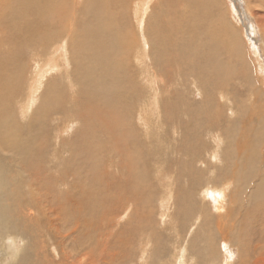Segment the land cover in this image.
Wrapping results in <instances>:
<instances>
[{"label": "rangeland", "instance_id": "rangeland-1", "mask_svg": "<svg viewBox=\"0 0 264 264\" xmlns=\"http://www.w3.org/2000/svg\"><path fill=\"white\" fill-rule=\"evenodd\" d=\"M26 1L30 4L29 0ZM43 1L45 4H52L51 0ZM69 1L70 0H63L64 4H68ZM76 2H79L83 7H87V10L82 16L78 12L79 23L74 31H70V26H64L60 34V43L49 45L50 47H48L50 49L47 47L45 52L42 53L38 42L36 47L24 49L21 57L15 58L13 61V67L22 66L24 68L20 82L22 80L24 81L19 84L22 87V95L17 97L18 95H15L14 92L5 88V78H7L10 73H8V68H3L4 63L7 64V62L13 60V58H10L12 56L11 46L9 45L10 41H8L10 38L6 34L8 29L6 27V22L2 18L4 9L11 4V1L7 0V3H3V0H0V71L2 72H0V78H3V80H0V119H9L12 124H23L24 121H28L26 118L31 114L36 115V113H39V108L42 107L41 103L44 102V107L51 105L53 101L50 98V93H46L44 90L48 85H52L50 82H62L69 90L76 87L79 89L84 88L86 89V97L95 96L91 93L93 89L86 88L85 85L92 83L93 80L91 77L89 78L85 75L83 79V75L78 72L77 75L74 74L73 79H71L68 78V73L71 72V69L76 70L81 67L85 69L87 64L89 67L88 72L95 76L101 74V65H92L87 61L91 52L94 51L95 46L100 45V42L97 41L96 44H86L83 41L88 35H98L99 30L102 28V26L100 28L98 25L102 22L106 25L107 31L118 30V36H121L120 38H128V45L129 39L134 38L135 43L131 46H133L134 50L138 49L142 51L144 55V59L141 60V63L140 61L138 62L139 70L141 69L143 71V76L138 74L134 88L132 89V93L138 97L137 102L140 103L138 107L134 109L136 103L129 100L134 103L133 107L122 109L117 106L113 99L115 103L112 101L113 103L111 105L113 109L109 112V116H102L103 118L100 120L101 118L99 115L93 114L97 120V124L99 120L106 123L108 121V124H110L109 122L112 124L116 122V125L119 127L117 132H120L122 137L125 136L130 138L133 143L137 141V146L141 151L134 146L129 150L130 152H124L123 154L128 155L135 163H138L136 164L137 166L133 165V161L129 158H123L125 155H123L122 158L118 157L115 164L117 165L119 163L125 167L122 173L113 172L111 170V165L103 166L101 164H96L97 158L95 152L97 149H100L98 158L101 156L107 157V152L110 150H116L117 152L118 150L111 141H108L109 137H106V134L99 140H95L94 135L88 131L93 126L92 122L89 128L88 124H83L81 119L71 116L73 115L72 112L78 113L85 108L82 104L81 108H78V100L72 99L69 96L71 93H67L68 102L59 98L58 103H68L70 106L69 110L61 115L63 119L57 123L59 134L68 142L67 146L69 145L67 149H63L65 160L68 162L72 160L67 164L72 163L69 165V167L72 168L74 166L73 163L85 156L79 149L80 152L78 153V151H76L77 153H75L72 158H69V153L67 152L73 140L81 135V131L83 130L90 138L89 155L95 157L91 159L93 168L86 167L84 169H87L88 172L90 170H95L96 177L99 176V179L107 180V183H111L114 188L113 196L108 202L106 201L102 204L100 206L101 208L99 207L94 211L95 215L84 212L77 216H73L69 209L59 210L58 205V199L61 198V195L63 196V193L66 192L68 195L71 194L69 188L62 187L58 190L55 184H52L50 181H45V177L40 171V168L36 167L38 165L37 163H29L22 158L20 161L13 152L11 153L12 158L9 154L6 159L0 154V264H91V262L92 264H220L225 252L232 258L230 264H235L239 257L236 250L231 252L227 248L224 249L220 246L217 248L216 243L215 247L207 243L205 245L207 249L213 248L215 251L214 254H210L206 249H201L205 242L201 243L198 240L195 245L192 243L195 233L204 225L205 217L200 214L201 220L198 224V220L194 218L199 213L196 211L192 212L188 205L191 204V201L199 204L201 197L206 199V201H212L213 199L209 193L202 192V187L207 182L208 169L205 165H200L199 163L209 160L207 152H209L210 149L212 152L216 153L213 146H217L218 141L213 143L212 137L206 139L204 135V140L201 144L191 143L190 141L192 138L184 137L183 131L178 126L177 119H183L187 122L188 118L184 113H193L194 116L200 117L201 112L205 110L206 114L213 115V119H211L212 125H216V120L218 119L217 123L220 127L224 128L232 124L231 129L234 130L233 133L236 131L240 132L243 128L245 134L247 133L245 140H250V143L253 145L251 153L253 154L255 152L253 154L254 158H256L255 160L262 163L264 162V0H211L215 13L213 20L216 22V27L227 34V38H224V43L232 48V51L226 48L217 51L218 57L223 63L222 71H224H221L218 76V90L213 89L207 81L203 84H199L190 74L183 75L178 67H174L175 71L173 77H169L166 73L169 66L161 58L159 61L160 68L157 69L156 74L152 73L149 61V47L145 38L149 35L150 38L158 39L160 36L157 29L159 27L158 24L162 23L164 20V17L161 16L163 13L161 9L162 0H77ZM30 12L29 15L32 16L34 13ZM159 12H161V14ZM48 15L51 16L47 17H52L51 13H48ZM54 19L57 20L56 18ZM46 20L51 21L48 18H46ZM82 24H86L87 29L86 25L84 26ZM95 26H98L96 27L98 28L97 31H93V29H96ZM35 35L37 36L36 33L33 36L36 37ZM191 35L192 32L188 30L184 36L189 37ZM116 40V37H112L109 41H106V44H116ZM54 45L58 47V51L54 50ZM60 47L62 48L59 49ZM61 50H63L64 53H60ZM117 50L123 53L125 51L124 45L119 44ZM53 54L57 56L54 55V57H52ZM83 56H87L86 59H84ZM145 56H147L148 59L145 58ZM116 59L123 62L124 58L122 56H115L111 60L113 64V70L111 71H113L114 76H116V69L118 68L115 66ZM73 63H76V67ZM51 64H54V67L57 65V68L49 66ZM189 68L187 71L190 72ZM45 69L49 71V73L44 74ZM65 69L67 71H65ZM37 73H39V75H37ZM136 74L137 73L132 72L131 75L135 77ZM40 76L43 81L39 78ZM48 82L50 84H48ZM79 82L82 84L80 85ZM76 83L79 84L76 85ZM104 85L112 90H116L121 86V84L111 81H108ZM198 85L203 88L205 96L209 97L208 100L210 102L209 104L206 103L202 109L198 106L194 107L192 104L193 100L198 102L203 100L200 97L201 95L199 96L201 92L198 91ZM28 86L30 89L29 91L27 89ZM57 87L58 90L56 89V91L60 93L61 88L60 86ZM42 91L44 94L46 93V97ZM221 92H223L224 95H222ZM161 93L164 94V96ZM8 96L16 97L13 102L6 103L8 105L7 108L6 106L2 107L3 105L1 104L6 101V97ZM40 96L45 98L49 97V99L47 98V101V99H43ZM85 96L82 98L83 102L86 101ZM119 96L125 99L118 91L112 94L113 98ZM153 97L158 98L161 105V111L157 113V115L154 112L153 103L151 101L148 102L149 98ZM225 97H227V101H225ZM177 98H179V100ZM29 100L30 102H28ZM106 102L109 104L111 102L110 98H107ZM176 102L181 104V107L178 109L182 118L179 117L178 112L175 110ZM229 105L234 109H228ZM87 107H90L89 104ZM121 107H123V104ZM34 108H38L37 111ZM92 109L93 108L90 107L87 111H91ZM140 109H142V112H140ZM34 111H36V113ZM219 113L224 116L222 119L219 118ZM119 115L124 116L122 117ZM233 117L237 118L233 120ZM123 122L124 124H121ZM196 122L197 121H195V123ZM212 125H210V127ZM63 129L65 130L63 131ZM211 130L213 134L218 133L217 136L220 137V141L225 140L220 136V132L217 128L211 127ZM10 136L12 139L19 141L15 135L13 136L10 134ZM72 138L74 139L72 140ZM176 146L179 147L177 148ZM230 149L234 150V147ZM230 149L227 150L229 151ZM176 151L179 152V154ZM259 155L260 160L258 157ZM8 158L10 159L8 160ZM99 160H101V158ZM217 160L216 156L213 157L212 155V164L217 163ZM193 164H199V168H195L194 166L195 170H193V168H191ZM108 167H110V169ZM84 169L82 173L83 175H87L88 172ZM105 169L107 170L105 171ZM6 171L7 174L2 176L1 173ZM99 172H102L101 178V174L98 175ZM139 173L140 176L138 175ZM143 174L145 176L148 174V176L145 178ZM137 175L142 178L140 179ZM23 176L27 177L24 178ZM114 176L115 178H113ZM104 177L106 178L103 179ZM170 180L172 183H170ZM124 181H128L130 188L125 189L126 192H124V190L118 191L121 183H125ZM51 186L53 192L50 190ZM128 190L130 192H128ZM237 191L239 192V189H237ZM78 192L79 193H74L77 197L82 192V189ZM216 194H218V192H216ZM49 198L53 199L51 200ZM216 198L218 200L217 196ZM242 198L243 197L239 194L233 197V201L236 202L234 208H237L234 209L236 210L235 216L240 214L241 207L238 208V206L243 202L245 205L244 208L250 211V215L248 219L246 218L243 227L244 232L247 233L249 237L260 238L264 235V230L262 232L260 226V224L264 222V209L259 205L258 209H256L254 203L251 204L254 208L251 207V205L248 206L250 201H243ZM121 199L127 204L125 203L124 205V202H120ZM128 199L130 202H127ZM67 204L74 205L69 201ZM261 204L264 205V200L260 201V205ZM107 205H109V207ZM104 207L107 209L105 210ZM99 210L100 212H98ZM67 212L69 214L68 216ZM183 213L189 215L183 218L182 221H179V217ZM229 220H231V218H229ZM94 222H96V224ZM181 222L186 225L191 222L192 224H190V227H187L188 229L186 232L183 233L179 231L181 236L178 237L176 228L181 226ZM239 228L241 229V227ZM178 230H180V228ZM71 232H75L74 235L71 234ZM205 233H209L208 238H210L211 227L207 231L205 228L200 231L201 235ZM72 239L76 241L72 243ZM200 241L202 240L200 239ZM218 241H220V238H218ZM188 246L192 249L191 253H188ZM72 253L75 258L72 257ZM94 260L95 262H93Z\"/></svg>", "mask_w": 264, "mask_h": 264}, {"label": "bare ground", "instance_id": "bare-ground-1", "mask_svg": "<svg viewBox=\"0 0 264 264\" xmlns=\"http://www.w3.org/2000/svg\"><path fill=\"white\" fill-rule=\"evenodd\" d=\"M10 1H11V4L9 3L10 5H8V7H6L4 9L3 16L2 15L1 16L4 19V21L6 22V27L9 30V32L7 30L6 34L10 38V39H8V41H10L9 45L11 46V51H12L11 54L13 56L12 57L10 54V56H11L10 58H13V60H11L9 62L6 61L7 64L4 63L3 68H5V69L8 68V73H10L8 75V77L5 78V82H6L5 88L10 90L11 92H14V94L18 95L17 97H19L20 95H22V87L19 84L22 81H24V80H22L20 82L21 76L24 72V70H23L24 68L22 66L16 67L15 65H14L15 67H13L12 64H13V61L15 60V58H20L24 49H26V48L31 49L34 46L36 47V44L38 42H39V45L41 47L42 53L45 52L46 48L49 45H51L53 43H57V44L60 43V40H61L60 34H61V31L64 28V26H70L71 27L70 31H74L75 27L79 23L78 12L82 16V14H84L86 12L87 7L81 6L79 2H76L77 0H70L68 2V4H64L63 0H58V1L57 0L56 1L51 0L52 4H45L43 0H42V3H41V0H29L30 4L26 0H10ZM163 1H165V2H163ZM3 3H7V0H3ZM112 9H114V8H112ZM151 9H152V7H151ZM161 9L163 11L161 16L164 17V20L162 23H160L161 25L158 24L159 27L157 30H158V33H160V36L158 37V39L150 38L149 35L146 36V38H145L146 43L148 42L147 45L149 47V61H150V68H151L152 73H154V74L157 73V69L160 68L159 67V61L161 58L169 66V69L166 72L169 77H171V78L173 77V74L175 71L174 67H178L180 72H182L183 75L190 74L196 80V82L199 84H203L204 82L207 81L208 83H210V85L213 87V89L218 90V88H219L217 85V83L219 82L218 76L221 73V71L223 70V63L220 61L218 54H217V51L224 50L225 48L229 51L230 50L232 51V48L229 45H227L226 43H224V38H227V34L224 31H222L216 27V22H214V20H213V16L215 15V13L213 11L214 8H213L211 0H162V8ZM30 10L32 13H34V14H32V16L29 15ZM95 12H96V10H95ZM48 13L49 14L51 13L53 18L47 17V16H51V15H48ZM159 13L161 14V12H159ZM33 15H34V17H33ZM94 17H95V15H94ZM94 17H93V19H94ZM46 18L50 19L51 21H49V20L47 21ZM54 18H56L58 20V22ZM262 18H263V16H262ZM151 21H155V20H151ZM82 22H84V21H82ZM82 22H80V23H82ZM101 23H99V25H98L100 28L102 26V28L98 32V35H96V36L88 35L85 38V40L83 41L86 44H90V43L96 44L97 41L100 42V45L95 46L94 51L91 52V55L87 58V61L92 65L93 64L97 65V66L101 65V68H102L101 74L95 76L92 73L88 72L89 67L87 66L86 63H85L86 64L85 69L83 67L78 68L76 70L71 69L70 70L71 72L69 71L70 73H68V76H69L68 78H71V79H73L74 74L77 75L78 72H79V74L83 75V77H82L83 79H84L85 75H87L89 78L91 77V79L93 80L92 83L85 84V85H86V88L93 89V91L91 93L94 94L95 96L86 97L85 96L86 89H84V88L79 89L78 87H76V88L69 90V89H67L66 85L64 86V83H62V82H60V83L50 82V83H52V85H48L47 87H45L46 89L44 88V90L46 91V93L47 92L50 93V98L53 101L51 103V105H49V106L47 105V107L45 106L46 107L45 108L43 106L44 102L41 103L42 107L39 108V111H38L39 113H36L38 108L37 109L34 108V109H36V111H34L36 113V115L31 114L29 117L26 118V120L28 119V121H26V122L24 121L23 124L22 123L21 124H19V123L12 124L9 119H6V118L0 119V154H1V156L4 159H6L8 157V155L9 154L11 155V153L13 152L14 155L16 157H18L19 160L22 158L26 162L37 163L38 165L36 167L40 168V171L42 172V174L45 177V181H50L52 184H55V187L58 190H60L62 187L63 188H65V187L69 188L71 190V194L68 195V194H66V192L63 193V196L61 195V198L58 199V202H59L58 205H59V210L60 209H64V210L69 209L73 216H77L78 214L84 213V212H88L90 214L92 213L95 215L94 211L96 209H98L106 201L108 202V200L113 196L114 188H113V185L111 183H107V180L106 181L101 180V179H99V176L96 177V173H95L96 171L95 170L94 171L90 170L88 172L87 169H84L86 167H90L91 169L93 168L91 159H93L95 157H92L89 155V153H90V151H89L90 138L86 134V132H83V130L81 131L82 132L81 135H79L77 138L75 136V138H76L75 140H73L74 138H72L73 143L70 142L72 144L70 145V148L67 152L69 153V158H72L73 155L75 153H77L76 151H78V153L81 151L85 156L79 160L76 159L77 161L75 160L76 162L73 163L74 166L72 168L69 167V165H71L72 163L67 164L72 160H69V162L67 160H65L64 155H63V149L64 148L67 149L69 147V145L67 146L68 142L66 140H64L61 137V135L59 134V131L57 128V123L63 119L61 117V115L65 114L69 110L70 106L68 103H58V99L62 98L66 102H68V98H67L68 94L67 93H71L69 96L74 100H78V102H77L78 108H81V104L83 107H85L84 110L81 112H78V113L72 112L73 115H71V116L73 118L81 119L82 123L86 124V125L88 124L89 128H90V125L92 122L93 126L88 131L94 135L95 140H99L100 138H102L106 134L107 135L106 137H109L108 141H111L113 143L114 147L118 150L119 153L116 150H110L109 152H107V157L101 156L98 158L100 149H97L95 152V156L97 158L96 164H101L103 166L111 165V170L113 172L122 173L123 168H125V167H123V165H120L119 163L116 165L115 161L118 159V157L122 158L123 155H125V154H123L124 152L125 153L130 152L129 150L134 146H136V148L139 150V147L137 146V141H134V143H133L130 138L125 137V136L122 137V134H120V132H117L119 127L116 125V122L114 124L109 122L110 124H108V121L106 123V122H101L100 120H102V118H103L102 116H109V112H111V109H113L112 105H111L114 102L113 99L115 100L117 106L119 108H122V109H128L129 107L132 108L134 103L130 102V101H134L136 103V105L134 106V109L136 107H138V105L140 103L137 102L138 97L132 93V89L134 88L135 81L138 77V74L140 76H143L142 75L143 71L141 69L139 70L138 62L140 61V63H141V60L144 59V55H143L142 51H140L138 49L134 50L133 46H131L135 43L134 38L129 39V45H128V38H126V39L124 37L120 38L121 36H118V33H119L118 30L107 31L106 25L103 23L101 24ZM82 25H84V24H82ZM98 26H95V28ZM86 29H87V25H86ZM97 30H98V28H96L95 30L93 29V31H97ZM188 30H190L192 32V35L189 37H185L184 35L186 34V32ZM34 32L37 34V36L35 35L36 37L33 36L35 34ZM64 36H66V35H64ZM112 37L117 38L116 44L107 45L106 41H109ZM119 44L124 45L125 51L123 53L120 52L119 50H117ZM145 47H147V46H145ZM61 48L62 47H60L59 49H61ZM68 48H70V47H68ZM57 49H58V47L55 46L54 50H57ZM145 50H146V48H145ZM62 51L63 50H61L60 53H64V51L63 52ZM146 52H147V50H146ZM54 55L55 54H53L52 57H54ZM55 56H57V55H55ZM67 56H68V54H67ZM115 56H118V57L122 56L124 58L123 59L124 63L120 62L119 60L116 59L117 61L115 63V66L118 67L116 69V76H114L113 71H111V70H113V64H112L111 60ZM86 57L87 56H83L84 59H86ZM145 58L148 59L147 56H145ZM44 59H47V58H44ZM65 59H67V58H65ZM84 59H83V61H84ZM50 60H51V58H50ZM45 62H46V60H45ZM56 64H58V63H56ZM73 64L76 67V63H73ZM53 65L54 64H51L49 66H53ZM63 66H65V65H63ZM79 66H80V64H79ZM39 67H40V64H39ZM55 67L53 66L52 68H55ZM65 67H63V68H65ZM141 67H143V66H141ZM188 68L190 69V72L187 71ZM66 69H65V71H67ZM42 70H43V68H42ZM179 70H178V72H179ZM45 71H44V74L49 73V71H47L46 69H45ZM4 72H6V71H4ZM59 72H60V70H59ZM132 72L137 73L135 75V77L133 75H131ZM222 72H224V71H222ZM175 74H177V73H175ZM37 75H39V73H37ZM231 76H233V75H231ZM243 76H245V75H243ZM39 78H41V76ZM52 79H54V78H52ZM0 80H3V78H0ZM42 81H43V79H42ZM54 81H56V80L54 79ZM108 81L121 84V86L118 85L119 87L116 90H112L106 86L108 84L104 85ZM32 83H34V82H32ZM50 83L48 82V84H50ZM79 83H76V85H78ZM36 84H37V82H36ZM81 84L82 83H80V85ZM39 85H42V84L40 83ZM45 85H47V84H45ZM57 86H60V88H61L60 93H57V91H56V89L58 90ZM198 87H199L198 91L201 92V94H199V96L201 95L200 97L203 100H201L200 102H198L196 100H193V101L191 100V101H192V104L194 105V107L198 106L200 109H202L206 103L209 104L210 102L208 100L209 97L205 96V91L203 90V88L199 85H198ZM114 88H115V86H114ZM27 89H28V91L30 90L29 86ZM36 89H37V87H36ZM169 89H171V88H169ZM25 90H26V88H25ZM117 91L121 94V96L125 97V99H122L120 96L117 98H113L112 94L116 93ZM44 92H43V94H44ZM45 94H44V96H45ZM221 94L224 95L223 92H221ZM162 95L164 96V94H162ZM84 96L86 98V101L83 102L82 98ZM15 97L16 96L6 97V101L1 104V105H3L2 107L6 106V108H7L8 105L6 103L13 102L15 100ZM40 97H42L43 99H47V98L49 99V97L45 98L46 96L45 97L40 96ZM107 98L108 99L110 98L111 102L109 104L106 102ZM179 98H177V99L179 100ZM48 99H47V101H48ZM224 99H226L225 101H227V97H225ZM33 101H35V100H33ZM119 101H122V102H119ZM150 101L153 103L154 112L157 115V113H159L161 111V105H160L159 99L156 97H153V98H149L148 102H150ZM28 102H30V100ZM229 103H231V102H229ZM88 104L90 107L93 108L91 111H87L90 108V107H87ZM122 104H123L124 108L121 107ZM180 107H181V104L179 102H176L175 110L178 112L179 117H181L180 116L181 113L178 109ZM11 109H12V107H11ZM228 109H234V108H231L229 105ZM220 110H222V109H220ZM223 110L226 112V110L224 108H223ZM7 112H8V110H7ZM140 112H142V109H140ZM236 113L237 112L235 111V114ZM93 114H97L100 116L101 119L99 120L98 124H97V122H96L97 120L93 116ZM184 114L187 116L188 121L186 122L183 119H179V120L177 119V122L179 124L178 126L181 128V130L184 133V137L185 138H192V140L190 141L191 143L201 144L204 140V135H205L206 139L209 137L210 138L212 137L213 143L215 141H218V145L213 146L216 153L212 152L210 149L209 152H207L209 160L202 161V162L200 161L201 163H199L200 165H205L206 168L208 169L207 170L208 171L207 182L203 187L201 186L203 189V190L202 189L201 190H202V192L209 193L210 196L213 197V199H212V201H206V199H203L201 197V194H200L201 201L199 204H196V202L191 201V204L188 205V207L191 209L192 212L196 211L197 213H199L194 218V219L198 220V224L200 223L201 215L203 217H205L204 225L201 226V229L195 233V237H194V240L192 241V243L195 245L196 241H198V240L201 243L205 242L204 246L201 249H206L208 251V253H210V254H214L215 251L213 248H210L208 250L207 247L205 246L207 243H210L214 247H215V243H216L217 248H218V246H220L224 249L225 248L229 249V251H231V252L236 250L239 254V257H238V260L235 264H264V235L261 236L260 238H252L251 236L249 237L248 234L244 232L243 227L245 225L246 218L248 219V217L250 215V211L247 208H244L245 205L242 202L240 204V206H238V208L241 207V212L238 216H235L236 210H234V209H237V208H234V206L236 205V202L233 201V197L236 196L237 194H239L243 197L242 198L243 201H250L248 206L254 203L256 205V207H255L256 209H258V205L264 209V205H262V204L260 205V201L264 200V162L262 163V162L255 160L256 158H254V156H253V154L255 152L253 154L251 153V151L253 149V145L250 143V140H245V138L247 137V133L245 134V131L243 128L240 132L236 131L233 133L234 130L231 129V126H232L231 120L232 119L234 120V118H237V117H233L230 120L231 123H229V124H231V126H226L223 128V127H220V125H218V123H217L218 119L216 120V125H212L211 119H213L212 118L213 115L206 114L205 110H203V112H201L200 117L194 116L193 113H184ZM219 115H220V113H219ZM119 116H122V115H119ZM222 117H224V116L221 114L219 116V118L222 119ZM123 119H122V121H123ZM73 120H75V119H73ZM158 120H157V123H158ZM160 121H162V120H160ZM195 121H197V122L195 123ZM233 122H235V121H233ZM121 124H124V122ZM80 125H81V123H80ZM210 125H212L211 127L217 128L219 130L220 136H222L225 139L224 140L225 143H224V141L219 140L220 137L217 136L218 133L213 134V131L211 130ZM88 126H87V128H88ZM64 130L65 129H63V131ZM10 134H12L13 136L15 135V137L18 138L19 141H17L16 139H12ZM81 137H82V139H81ZM232 147H234V150L230 149ZM96 148H97V146H96ZM133 149H135V148H133ZM172 149H174V148H172ZM227 149H230V150L228 151ZM139 151H141V150H139ZM177 153L179 154V152H177ZM77 155H79V154H77ZM212 155H213V157L216 156V158L218 159L217 163H215V164H212V162H211ZM132 157H133V155H132ZM258 157L260 160V155ZM11 158H12V155H11ZM100 158H101V160H99ZM123 158H129V156L125 155V157H123ZM9 159L10 158H8V160ZM129 159L131 161H133V159H131V158H129ZM139 159H140V157H139ZM154 159H156V158H154ZM144 161H145V159H144ZM137 163H135L133 161L132 164L137 166L136 165ZM65 164H67V165L64 166ZM199 164H197V165L193 164V166H191V168H193V170H195L194 166L196 168V167H198ZM172 166H174V165H172ZM108 168L110 169V167H108ZM83 169L88 172L87 175H83V173H82ZM128 169H130V168H128ZM106 170L107 169H105V171ZM188 170H190V169H188ZM6 174H7V171L4 173H1L2 176H5ZM19 174H20V172H19ZM141 174H142V172H141ZM98 175H100V178H101L102 172H99ZM138 175L140 176V173ZM147 176H148V174H147ZM147 176L144 175L145 178ZM188 176H190V175H188ZM26 177H24V178H26ZM35 178H36V176H35ZM105 178L106 177H104L103 179H105ZM113 178H115V176ZM184 178H185V176H184ZM123 179H124V176H123ZM188 179H189V177H188ZM30 180H31V178H30ZM210 180L212 181V183ZM208 181H209V183H208ZM124 182L125 183H121V185L118 188V191L124 190V192H126L125 189L130 188L128 185V181H124ZM170 183H172L171 180H170ZM47 184H48V182H47ZM114 185H115V183H114ZM186 185H188V184H186ZM51 188H52V186L50 187V190L52 191ZM80 189H82V192L77 197L74 193H79L78 191ZM237 189H239V192L237 191ZM128 192H130V191L128 190ZM194 192H197V191H194ZM216 192H218V194H216ZM45 195H46V193H45ZM54 196H55V194H54ZM54 196H53V198H54ZM216 196L218 197V200H217ZM53 198H49V199L52 200ZM68 201L72 202L74 205H71V204L68 205L67 204ZM120 202H124L123 203L124 205L126 203L125 201H123V199H121ZM127 202H130V200L128 199ZM53 203H54V201H53ZM115 203H116V200H115ZM107 206L109 207V205H107ZM251 207H253V206L251 205ZM104 209H105V207H104ZM102 211H104V210H102ZM98 212H100V210ZM68 215L69 214L67 212V216ZM187 215H189V214H187V213L181 214L179 217V221H182L183 218H185ZM229 218H231V220H229ZM89 223H92V222H89ZM94 223L96 224V222H94ZM190 224H192V222ZM190 224L186 225L185 223L181 222V226H179L180 230H178L179 229L178 227L176 228V232L178 234V237L181 236L180 232H183V233L186 232V230L188 229L187 227L191 226ZM90 225H92V224H90ZM260 226L262 229L261 231L263 232L264 222L261 223ZM210 227H211L210 238H208L210 231L208 234H206V233L204 235L200 234V231H202L204 228L207 231ZM239 227H241V229ZM76 228H78V227H76ZM74 231H76V230H74ZM74 233L71 232V234H73V235H74ZM97 233H98V231H97ZM126 233H128V232H126ZM63 234H65V233H63ZM218 238H220V241H218ZM62 239H65V238H62ZM200 239L202 241H200ZM74 241H76V240L74 239ZM74 241L72 239L71 242L73 243ZM233 247H236V248H233ZM80 251H82V250H80ZM83 251H84V249H83ZM191 251H192V249L188 246V253H191ZM72 257H73V253H72ZM73 258H75V257H73ZM214 258H215V256H214ZM231 261H232L231 256H229V254L225 252L223 257H222L220 264H230ZM93 262H95V260ZM91 264H92V262H91Z\"/></svg>", "mask_w": 264, "mask_h": 264}]
</instances>
